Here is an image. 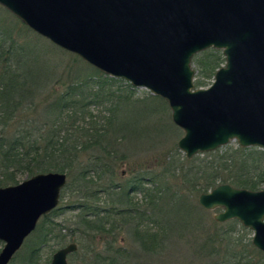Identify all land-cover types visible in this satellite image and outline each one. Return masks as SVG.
I'll return each mask as SVG.
<instances>
[{"label":"water","instance_id":"obj_1","mask_svg":"<svg viewBox=\"0 0 264 264\" xmlns=\"http://www.w3.org/2000/svg\"><path fill=\"white\" fill-rule=\"evenodd\" d=\"M37 35L99 72L163 99L184 131L178 147L192 159L236 141L264 150V0H0ZM220 50L225 65L212 85L196 89L193 59ZM68 177L37 174L0 188V264H10L39 221L59 207ZM237 220L264 253V189L222 184L198 198ZM78 249H59L51 264H68Z\"/></svg>","mask_w":264,"mask_h":264},{"label":"rangeland","instance_id":"obj_2","mask_svg":"<svg viewBox=\"0 0 264 264\" xmlns=\"http://www.w3.org/2000/svg\"><path fill=\"white\" fill-rule=\"evenodd\" d=\"M0 43H5L7 48L11 46L23 47V51H20L21 54L16 57L22 62L23 68L25 70L31 69L30 71L34 73L40 84L48 78L47 82L41 84L42 86L40 84L36 86V89L39 90L35 92L34 112H41L48 100L53 101L56 95L65 93L69 84L76 79L92 81L89 86L92 87L95 94H98V88L95 84L101 83L105 89L102 94H98L99 97L96 99L107 101L110 97L113 98L114 103L120 101V97L127 99L125 100L127 103L124 102L119 111V123L123 125L126 138L118 142L117 153L113 150L114 147L112 149L114 152L112 159L114 158V160L110 163L114 165L112 167L114 176L112 178L105 176L100 179L92 173L90 177L97 183L96 188L102 190L100 201L101 206L105 208L113 207L120 210L130 207H122L125 205L123 203L127 202L124 193L130 191L133 183L137 184L138 187H144V193L131 192L128 198L133 201L135 206L140 205L141 209L150 208L152 215L160 217L159 223L162 224H150V226L156 230L162 229L161 236L167 232L166 227L170 231L168 235L162 237L163 244L159 252L145 255L132 238L130 226L125 225L126 229L122 228L123 230L118 233L116 245L124 247L129 253L130 264H264V253L253 246L254 234L250 229L242 226L237 220L219 223L215 220V216L222 212V209L206 210L198 203V198L203 193L196 191L197 182L206 184L209 173H205L210 169L209 163L218 161L219 156L225 152V148H239L240 146L236 141H232L229 145L219 149L222 151L218 154L208 155L217 152L215 151L187 159L178 147V142L185 133L173 123L171 109L165 102L159 100L146 89L134 88L124 80L97 73V69L95 70L94 67L77 56L58 48L47 39L37 35L2 6H0ZM198 61L199 56L194 59L193 64L196 75L199 71ZM213 81L214 78L206 80L207 86L204 88H208ZM93 87L95 88L93 89ZM111 92L112 95H110ZM109 107L111 105H107V103L94 105L92 113L98 117L99 121L105 119L108 123L110 117L105 109ZM18 118L21 117L18 116ZM18 118L14 119L10 129L8 128V135L15 133V122L19 121ZM108 125L107 128H109ZM118 138H121V135ZM251 148L256 152L263 151L256 147ZM109 155L98 150V148L90 149L89 147L80 155L81 168L88 166L97 156L109 160ZM219 171V174H225L223 169ZM198 172L205 175L198 177ZM64 174L67 175V173ZM67 177V185L72 182L73 186L65 191L64 198L61 196L60 213L54 219L55 222L59 223V229L63 236L68 239L65 246L72 243H77L81 247L83 245V248H80L77 253L90 255L94 252L92 248H89L92 241L91 237L94 235L91 236L88 231L89 233L85 235L88 234L87 237L89 238H85V226L80 227L78 225L79 211L75 209L76 206H69L80 202L79 196L81 194L74 190L82 181H80L77 171L73 172L71 177L69 175ZM19 179V183H22L28 178L21 177ZM109 181L112 182L114 188L116 186L119 188L113 189L111 194H104V188L109 185ZM83 183L88 185V181ZM222 184V182H218L217 185ZM213 189L211 188L206 193ZM122 193L123 195H121ZM112 194L114 197L109 196ZM174 199L180 202V207L184 210L187 209L188 218L185 213L181 215L177 212L178 205L174 203ZM172 200H174L173 204L170 203ZM126 230H129L130 233ZM82 235L83 239L81 238ZM95 236L97 243L99 240L102 242L100 249L96 251L103 252L106 243L104 244L102 235L98 237V233H95ZM27 243L30 246L32 241L26 240L18 252L19 254H23ZM54 243L52 241L49 246L43 249L42 264L51 263L53 254L56 252ZM53 245L54 247H52ZM1 248L2 246H0V251ZM80 258L82 259V257ZM91 258H93V254H91ZM73 264L80 263L74 261ZM84 264L86 263L84 262Z\"/></svg>","mask_w":264,"mask_h":264},{"label":"trees","instance_id":"obj_3","mask_svg":"<svg viewBox=\"0 0 264 264\" xmlns=\"http://www.w3.org/2000/svg\"><path fill=\"white\" fill-rule=\"evenodd\" d=\"M4 44L0 43V188L18 185L21 177L29 179L37 174L49 172L67 173L71 177L72 173L77 171L82 182L77 185L78 188L74 191L80 192V202L69 206H76L75 209L79 211L78 225L85 226L84 235L89 232L91 236L94 235L89 244V248H92L94 252L91 253L93 258H91V254H73L72 264L74 258L80 257L89 258L85 261L86 264H130L129 253L124 247L116 245L118 233L123 230L122 228L126 229L125 225L130 226L131 233L129 230L126 231H129L145 255L159 252L162 249V237L168 235L169 228L166 227L167 232L161 236L162 229L156 230L150 226V224H162L159 223L160 217L152 215L150 208L141 209L140 205L135 206L133 201L128 198L131 192L144 193L145 188L138 187L133 183L130 191L124 193L127 202L123 203L125 205L122 207H130L120 210L113 207L105 208L101 206L100 201L102 190L96 188L97 183L90 177L92 173L100 179L105 176L110 178L114 176L112 169L114 165L110 163L114 160V158L112 159L114 156L112 149L114 147L113 150L117 153L118 142L126 138L123 125L119 123V111L127 99L120 97V101L118 100L116 103L110 97L107 101L96 99L103 93L104 86L101 83L95 84L98 88V95L89 86L92 81L76 79L69 84L65 93L56 95L53 101L48 100L41 112H34L35 92L39 90L36 89V86L40 83L34 73L30 71L31 69L25 70L22 62L16 58L21 54L20 51H23V47L11 46L7 48ZM198 56L199 71L195 75V79H197L194 83L196 88H204L207 86L206 80H212L217 70L225 64V58L221 51L215 49L202 52L194 59ZM96 72L101 73L98 70ZM42 75L46 78L44 74ZM45 81L47 82L48 78L43 82ZM159 100L165 102L161 98ZM106 103L111 105L105 109L110 117L108 123L105 119L99 121L98 117L92 113L94 105ZM165 104L167 103L165 102ZM16 118L19 119L18 122H15L16 131L12 135H8V128L10 129ZM107 124H109V128H107ZM119 135L121 138H118ZM89 147L90 149L98 148V150L110 154L109 160L97 156L88 166L81 168L80 155ZM225 149L218 161L209 163L210 169L205 173H209L206 184L198 181L196 184L198 186H195L196 191L206 193L211 188H216L218 182L252 191L264 188V150L256 152L252 148L243 149L240 147ZM221 151L217 150V152L208 155L218 154ZM79 168L81 169L79 170ZM222 169L225 174H219V170ZM205 174L197 173L198 177H203ZM86 181H88V185L83 183ZM111 181L104 188V194H111L113 189L119 188L118 186L114 188ZM72 186V182L68 183L62 193V198L65 197V191L71 189ZM109 196L114 197V194ZM174 200L170 203L173 204L174 201L178 205L177 212L181 215L185 213L187 217V209L184 210L180 207V202L177 199ZM193 210L196 211L194 208ZM59 211L58 207L40 220L36 230L28 238L29 241H32L31 245L28 246L27 243L23 254L18 253L12 264H42L43 249L49 246L52 241L55 242L56 251L67 244V237L63 236L59 229V223L54 219L59 215ZM188 216L190 217L191 214ZM80 227H78L79 230ZM95 233H98V237L102 235L104 244L106 243L103 252L96 251L100 249L102 242L95 241ZM87 235L85 238H89ZM81 238L83 239V235ZM165 238L167 239V236ZM2 245L0 242V246ZM78 247L79 249L83 248V245L81 247L78 244Z\"/></svg>","mask_w":264,"mask_h":264},{"label":"flooded vegetation","instance_id":"obj_4","mask_svg":"<svg viewBox=\"0 0 264 264\" xmlns=\"http://www.w3.org/2000/svg\"><path fill=\"white\" fill-rule=\"evenodd\" d=\"M39 222H40V221H39ZM32 234H33V233H32ZM32 234H31V235H32ZM31 235H30V236H31ZM30 236H29V237H30ZM29 237H28V238H29ZM2 244H3V243H2ZM72 244H76V243H72ZM76 245L78 246V244H76ZM2 247H3V245H2ZM65 247H66V246H65ZM62 248H64V247H62ZM1 249H2V248H1ZM60 249H61V248H60ZM58 250H59V249H58ZM58 250H57V251H58ZM78 250H79V247H78V249H77V251H76L75 253H77ZM57 251H56V252H57ZM56 252H55V253H56ZM55 253H54V254H55ZM75 253H72V254H70V255L67 257V263H68V264H72V263H71L72 255L75 254ZM54 254H53V256H54ZM52 260H53V257H52ZM86 260H87V259H86V258H83V257H82V259H81V258H74V261H78L80 264H84V262H85ZM51 263H52V261H51ZM51 263H50V264H51Z\"/></svg>","mask_w":264,"mask_h":264}]
</instances>
